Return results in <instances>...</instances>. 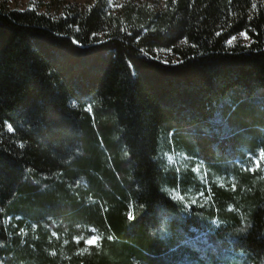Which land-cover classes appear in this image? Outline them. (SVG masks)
<instances>
[{"label":"trees","instance_id":"16d2710c","mask_svg":"<svg viewBox=\"0 0 264 264\" xmlns=\"http://www.w3.org/2000/svg\"><path fill=\"white\" fill-rule=\"evenodd\" d=\"M262 124L264 0L0 4V264H264Z\"/></svg>","mask_w":264,"mask_h":264},{"label":"rangeland","instance_id":"374dc122","mask_svg":"<svg viewBox=\"0 0 264 264\" xmlns=\"http://www.w3.org/2000/svg\"><path fill=\"white\" fill-rule=\"evenodd\" d=\"M92 0H0V4L6 5L9 9H19L25 10L30 7L40 9L42 12H48L49 10L55 12L59 7L64 5H72L79 9H84L87 7ZM166 0H110V8L112 12L118 16H123L125 12V7L128 6H149L155 10H161L164 8ZM246 34V33H243ZM247 38L244 35L240 34L229 41V46L233 47L236 45H249L251 39L248 34ZM161 57L165 60H172L173 54L171 52H165L161 54ZM264 130V124L261 125ZM262 150L260 149L257 154H250L245 161H238L235 164L239 167H242L244 170H251V172L260 171L259 162L262 161L263 155ZM249 154V152H247ZM246 264V263H238Z\"/></svg>","mask_w":264,"mask_h":264},{"label":"snow or ice","instance_id":"6c2138e0","mask_svg":"<svg viewBox=\"0 0 264 264\" xmlns=\"http://www.w3.org/2000/svg\"><path fill=\"white\" fill-rule=\"evenodd\" d=\"M242 35H244L245 38H247L246 34H243V33H242ZM232 39L234 40L235 37H232ZM95 240H96V237H93L92 239L87 240L86 243H88V244H92V243L95 242Z\"/></svg>","mask_w":264,"mask_h":264}]
</instances>
